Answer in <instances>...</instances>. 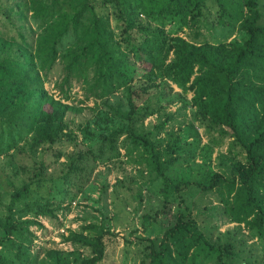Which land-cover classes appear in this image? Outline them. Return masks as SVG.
Instances as JSON below:
<instances>
[{"label":"trees","instance_id":"obj_1","mask_svg":"<svg viewBox=\"0 0 264 264\" xmlns=\"http://www.w3.org/2000/svg\"><path fill=\"white\" fill-rule=\"evenodd\" d=\"M211 2L222 24L243 31L241 41L195 42L182 35L204 19ZM1 24L0 123L10 138H0V158L13 190L0 210V264L37 261L32 227L46 228L40 216L62 225L58 213L67 201L53 199L54 188L74 186L78 194L88 163L123 161L121 148L128 159L137 154L160 180V211L177 208L159 242L141 237L142 264H249L243 261L246 230L264 236V20L258 0H11L0 5ZM68 36L73 42L65 44ZM57 63L59 97L45 85ZM75 84L82 101L95 103L93 125H78L82 141L67 120ZM121 91L126 107L108 100ZM177 104L197 112L210 142L222 148L217 170L205 168L194 180L169 174L179 160L191 161L178 133L182 124L170 127L176 119L170 108ZM151 116L158 120L146 125ZM14 133H26L25 146ZM63 157L61 173L50 171ZM143 218L147 225L159 215ZM230 223L236 225L221 231ZM111 234L108 223L71 229L64 240L90 256L73 262L51 248L44 264H102Z\"/></svg>","mask_w":264,"mask_h":264},{"label":"rangeland","instance_id":"obj_2","mask_svg":"<svg viewBox=\"0 0 264 264\" xmlns=\"http://www.w3.org/2000/svg\"><path fill=\"white\" fill-rule=\"evenodd\" d=\"M10 1L0 0V5L9 4ZM258 2L264 20V0H258ZM112 15L114 14L112 13ZM220 18L218 4L211 2L210 9L207 10L204 19L188 26L182 35L195 42L241 41L243 31L238 26L222 24ZM225 18L228 19L227 16ZM32 23L34 28L37 27L34 21ZM0 27L4 26L1 24ZM64 42L65 44L72 43L73 37L68 36ZM60 73L61 64L57 63L49 71L45 84L46 88L55 97L60 96L55 88V82ZM72 95L73 98L66 101L73 106V109L67 114V120L70 127L79 135V140L82 141L83 134L80 132L78 125L80 123H91L93 125L92 121L96 118V112L92 108L95 103L92 100L82 101V90L78 84H75ZM188 97H192V92L188 93ZM108 100L112 104L119 101L124 105L126 104L123 91L111 96ZM170 110L176 113V119L170 122V127L178 130L180 124H182V129H179L178 133L182 137V144L186 147V157L191 156V161L188 163L182 159L179 160L175 168L169 171L170 176L179 178L188 175L189 178L194 180L202 174L205 168L217 170L216 157L221 147L219 148L216 144L210 142V136L207 135L205 128L196 120L199 117L197 112H194L192 108L184 110L180 107V104L172 106ZM157 120V116H151L145 124L150 125L156 123ZM14 137L20 146H25L26 133L21 135L14 133ZM20 137H23V139ZM0 138L4 141L10 138L9 133L4 132L2 123H0ZM72 149V146L68 148V150ZM223 150H225V147ZM121 157L123 161L118 160L106 164L99 160H91L83 176V189L76 195L74 194L78 189L74 186L71 189L69 185L59 184L54 188L52 192L53 199L66 198L67 201L62 204L58 213L62 225L57 226L55 221L49 217H39L46 228L32 227L37 235L32 245V253L40 252L38 260L32 264H44L45 250L51 248L61 249L73 262H75L76 257L90 256L89 249L74 250L75 247L63 238V235H68L71 229L79 231L83 225L89 223H108V227L113 233L110 236L108 235L107 252L102 264H142L144 242L141 241V237L154 238L159 242L165 230L173 222V216L177 208L175 206L168 214L162 213L160 211L162 207L161 182L156 179L155 172L149 171L145 163L137 162L139 159L137 154L129 159L126 158L124 148H121ZM0 159V210H3L5 203L10 199L13 187L9 184L7 174L3 171L5 157ZM28 160V158H24L25 162ZM65 160L66 158L63 157L59 163L50 168V171L61 173L63 167L61 163ZM127 176L131 177L132 180L130 181ZM121 180L123 182L119 183L118 181ZM45 190L47 189L41 188V192ZM36 195L39 197L40 193ZM157 212L159 215L158 220L151 219L150 223L146 225L143 215L153 216ZM235 225V223L223 225L221 231ZM245 233L249 240L243 246V261H248L249 264H264V236L247 230ZM237 264H242V262Z\"/></svg>","mask_w":264,"mask_h":264}]
</instances>
